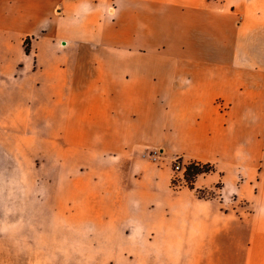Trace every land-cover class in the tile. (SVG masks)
<instances>
[{"label": "crops", "instance_id": "obj_1", "mask_svg": "<svg viewBox=\"0 0 264 264\" xmlns=\"http://www.w3.org/2000/svg\"><path fill=\"white\" fill-rule=\"evenodd\" d=\"M3 96L121 160L92 192L146 255L264 264V0H0ZM176 156L214 170L174 190Z\"/></svg>", "mask_w": 264, "mask_h": 264}, {"label": "rangeland", "instance_id": "obj_2", "mask_svg": "<svg viewBox=\"0 0 264 264\" xmlns=\"http://www.w3.org/2000/svg\"><path fill=\"white\" fill-rule=\"evenodd\" d=\"M31 103L0 97V264L176 263L146 255L126 237L129 225L107 216L105 188L92 192V177L112 178L121 160H91L90 147L78 149V127L60 128ZM142 149L135 163L162 159Z\"/></svg>", "mask_w": 264, "mask_h": 264}, {"label": "built area", "instance_id": "obj_3", "mask_svg": "<svg viewBox=\"0 0 264 264\" xmlns=\"http://www.w3.org/2000/svg\"><path fill=\"white\" fill-rule=\"evenodd\" d=\"M218 104L220 105V109L222 111L228 108V106L224 105L223 101L221 100H218ZM148 155L151 157V159L158 160V158L162 156V151L156 148L148 152ZM173 161L171 187L174 190L181 189L184 186H190L191 181L186 176V169L188 165H194L199 169V173L196 175V177L208 174L214 170V165L209 162H202L198 160L185 161L181 156H176Z\"/></svg>", "mask_w": 264, "mask_h": 264}, {"label": "trees", "instance_id": "obj_4", "mask_svg": "<svg viewBox=\"0 0 264 264\" xmlns=\"http://www.w3.org/2000/svg\"><path fill=\"white\" fill-rule=\"evenodd\" d=\"M25 51L26 53L30 52V38H26L25 42ZM199 173V169L194 165H188L186 169V176L191 181L190 186L194 187L195 177Z\"/></svg>", "mask_w": 264, "mask_h": 264}]
</instances>
